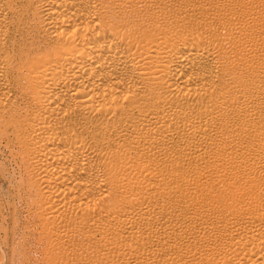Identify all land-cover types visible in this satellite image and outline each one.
Returning a JSON list of instances; mask_svg holds the SVG:
<instances>
[{
    "label": "bare ground",
    "instance_id": "bare-ground-1",
    "mask_svg": "<svg viewBox=\"0 0 264 264\" xmlns=\"http://www.w3.org/2000/svg\"><path fill=\"white\" fill-rule=\"evenodd\" d=\"M261 127L264 0H0V264H264Z\"/></svg>",
    "mask_w": 264,
    "mask_h": 264
},
{
    "label": "rangeland",
    "instance_id": "rangeland-1",
    "mask_svg": "<svg viewBox=\"0 0 264 264\" xmlns=\"http://www.w3.org/2000/svg\"><path fill=\"white\" fill-rule=\"evenodd\" d=\"M264 129V127H261ZM219 173H211L209 176H206V182L210 185H214L217 182V175ZM231 180V179H230ZM237 184V183H236ZM255 195H259L261 198H264V190L263 191H256ZM237 203V201H236ZM244 202H239L238 205H241ZM37 212V211H36ZM264 216V209L261 211ZM46 230V227H45ZM49 235H51V239L48 240V244L46 245V249L43 250L42 254H34V262L36 261L37 264H79L74 260H64L67 255V252L62 247H55L52 245V240L54 239L55 234V227L50 225ZM47 233V234H48ZM34 237H37V234H34Z\"/></svg>",
    "mask_w": 264,
    "mask_h": 264
}]
</instances>
